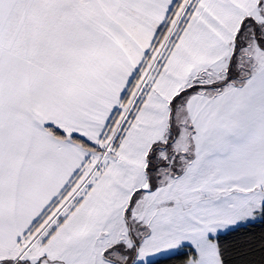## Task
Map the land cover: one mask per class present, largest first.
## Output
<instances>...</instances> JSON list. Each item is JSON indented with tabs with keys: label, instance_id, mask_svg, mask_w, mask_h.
Segmentation results:
<instances>
[{
	"label": "snow or ice",
	"instance_id": "snow-or-ice-1",
	"mask_svg": "<svg viewBox=\"0 0 264 264\" xmlns=\"http://www.w3.org/2000/svg\"><path fill=\"white\" fill-rule=\"evenodd\" d=\"M264 264V0H0V264Z\"/></svg>",
	"mask_w": 264,
	"mask_h": 264
},
{
	"label": "trees",
	"instance_id": "trees-1",
	"mask_svg": "<svg viewBox=\"0 0 264 264\" xmlns=\"http://www.w3.org/2000/svg\"><path fill=\"white\" fill-rule=\"evenodd\" d=\"M159 260L161 261V264H176L175 261H168L166 258L161 257L159 258Z\"/></svg>",
	"mask_w": 264,
	"mask_h": 264
},
{
	"label": "rangeland",
	"instance_id": "rangeland-1",
	"mask_svg": "<svg viewBox=\"0 0 264 264\" xmlns=\"http://www.w3.org/2000/svg\"><path fill=\"white\" fill-rule=\"evenodd\" d=\"M159 258H161V257H158L157 259H159Z\"/></svg>",
	"mask_w": 264,
	"mask_h": 264
}]
</instances>
